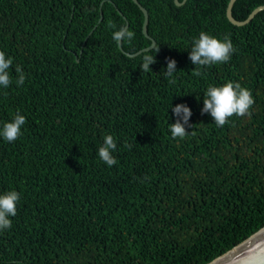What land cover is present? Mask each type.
<instances>
[{"label": "trees", "instance_id": "obj_1", "mask_svg": "<svg viewBox=\"0 0 264 264\" xmlns=\"http://www.w3.org/2000/svg\"><path fill=\"white\" fill-rule=\"evenodd\" d=\"M139 1L160 48L147 73L145 53H124L152 44L134 0H0V51L13 59L0 130L26 117L15 142L0 136V194H21L0 264H208L264 227V10L237 26L230 0ZM262 5L237 0L233 16ZM127 23L135 38L122 51L113 32ZM201 32L229 37L231 59L194 65ZM228 82L255 103L218 127L203 100ZM180 104L192 111L183 139L170 131ZM107 135L112 167L98 155Z\"/></svg>", "mask_w": 264, "mask_h": 264}, {"label": "clouds", "instance_id": "obj_2", "mask_svg": "<svg viewBox=\"0 0 264 264\" xmlns=\"http://www.w3.org/2000/svg\"><path fill=\"white\" fill-rule=\"evenodd\" d=\"M112 28L114 24L109 25ZM135 38V33L121 26L119 30L113 32V40L117 44L121 42H131ZM159 53L160 48L154 49ZM235 52V48L229 37H225L223 41L214 36L201 32L199 38L195 40L194 47L190 52V60L196 66H211L217 63H226L231 59V55ZM143 62L141 65L142 72H150V65L157 61L151 52H145L143 55ZM13 64L12 58H6L3 51H0V87L7 88L12 83V78L9 72ZM18 74L17 84L23 85L25 83V75L21 66L15 69ZM176 72V61L170 60L167 63L166 70L163 74L169 79V83H174V73ZM193 75L201 76L202 73L195 69ZM255 101L249 89L242 87L239 83L228 82L223 86H209L203 100L202 115L210 113L215 124L218 127H223L228 123L229 118L235 116L251 117V107ZM176 116V122L170 125V131L173 138L183 139L188 132L185 125L192 116V111L187 106L180 104L172 108ZM26 123V117L17 115L12 122L4 123L0 136L7 142L13 143L21 136L22 126ZM190 126V125H189ZM131 147V145H125ZM117 144L112 135L104 137V143L98 150L99 158L104 161L109 167L117 164V160L112 153L116 150ZM147 179V178H146ZM21 199V194L15 190L7 191L0 194V231L10 229L12 227V220L9 217L17 215V205Z\"/></svg>", "mask_w": 264, "mask_h": 264}, {"label": "water", "instance_id": "obj_3", "mask_svg": "<svg viewBox=\"0 0 264 264\" xmlns=\"http://www.w3.org/2000/svg\"><path fill=\"white\" fill-rule=\"evenodd\" d=\"M186 1L187 0L180 2L179 0H175L176 4L179 6L183 5ZM236 1L237 0H230L227 9V16L229 20L237 26L247 25L255 18L257 14L264 10V5L259 6L252 11V13L248 16L247 19L240 21L233 16V7ZM134 2L140 7L141 11L144 13L145 20L143 25V32L145 36L152 41V44L149 47L144 48L135 54H130L123 50L122 42L119 43L120 49L130 57H136L142 53L148 52L154 49L156 46L155 40L150 37L148 32V25L150 21L149 11L146 7L141 4L139 0H134ZM120 13L123 15L122 12ZM125 19L127 20L126 17ZM126 28H129V23H127ZM208 264H264V227L255 234H253L251 237H249L247 240L243 241L241 244L237 245L230 251L226 252L225 254L216 258Z\"/></svg>", "mask_w": 264, "mask_h": 264}]
</instances>
